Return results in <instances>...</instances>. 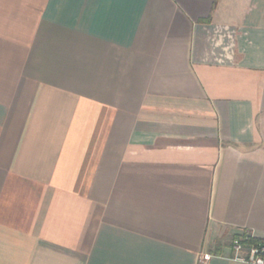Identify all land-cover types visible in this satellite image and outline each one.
<instances>
[{"label":"crops","instance_id":"0c3cea01","mask_svg":"<svg viewBox=\"0 0 264 264\" xmlns=\"http://www.w3.org/2000/svg\"><path fill=\"white\" fill-rule=\"evenodd\" d=\"M264 242V0H0V264H240Z\"/></svg>","mask_w":264,"mask_h":264},{"label":"built area","instance_id":"2783aa9c","mask_svg":"<svg viewBox=\"0 0 264 264\" xmlns=\"http://www.w3.org/2000/svg\"><path fill=\"white\" fill-rule=\"evenodd\" d=\"M233 255L230 260L240 264H264V242L246 245L240 239H234L231 243ZM211 256L204 254L199 258L200 264H206Z\"/></svg>","mask_w":264,"mask_h":264},{"label":"trees","instance_id":"16d2710c","mask_svg":"<svg viewBox=\"0 0 264 264\" xmlns=\"http://www.w3.org/2000/svg\"><path fill=\"white\" fill-rule=\"evenodd\" d=\"M235 239H240L242 243L246 244V245H252V244H256L257 242H260L258 240H255L249 236H245L244 234L241 235L240 237H236Z\"/></svg>","mask_w":264,"mask_h":264}]
</instances>
